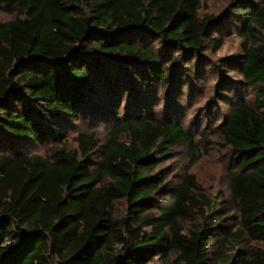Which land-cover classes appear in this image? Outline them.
I'll return each instance as SVG.
<instances>
[{"label":"trees","instance_id":"1","mask_svg":"<svg viewBox=\"0 0 264 264\" xmlns=\"http://www.w3.org/2000/svg\"><path fill=\"white\" fill-rule=\"evenodd\" d=\"M233 4L243 43L232 69L256 94L253 107L222 100L219 135L238 160L228 179L240 228L230 233L217 225L224 194L209 200L194 175L169 205L156 201L162 159L187 146L194 162L199 150L174 116L155 115L151 88L171 82L179 98L204 71L193 60L235 27L201 20L202 0H0L15 16L0 20V264H264V0ZM79 121L106 124V144L86 130L71 150ZM38 145L50 148L30 153Z\"/></svg>","mask_w":264,"mask_h":264},{"label":"rangeland","instance_id":"2","mask_svg":"<svg viewBox=\"0 0 264 264\" xmlns=\"http://www.w3.org/2000/svg\"><path fill=\"white\" fill-rule=\"evenodd\" d=\"M260 0H256L258 3ZM233 0H202V9L199 12L201 20L209 17L227 19L228 25L235 27L229 36H226L224 45L220 50L214 51L211 42L205 45L202 57L193 60V66L204 64V71L197 76L194 81L188 83L182 90V95L177 98L174 90L175 84L168 83L159 87L153 85L151 90L155 88L156 108L155 115L159 118L164 116H174L175 122L180 123L184 129L189 132L195 139V145L199 150L196 160L193 162L189 156L190 149L187 146H178L171 150L169 156L162 159V164L151 174L157 177V184L161 185L155 196L156 201L160 205H169L172 202L173 190L178 187L184 180L186 175H194L197 178L200 192L209 200H214L221 194H224L225 200L220 201V215L217 219V225L227 226L228 232L235 233L239 230L238 223L239 212L237 205L230 197L229 174L235 170L238 160L232 154V151L224 141L220 138L219 127L222 123L223 116L228 114L229 107L222 100L223 98H231L236 101L241 98L244 102L253 107L255 102V91L244 87L242 77L239 70L233 71L237 57L242 54L243 38L238 34L241 26L240 19L233 16L235 11ZM15 16L5 14L0 11V20L9 22ZM258 35L264 38V31L259 29ZM218 37V35H216ZM235 68V67H234ZM194 71H192L193 73ZM225 80L235 81L237 86L234 89L223 90L221 84ZM240 85V90H239ZM226 89V90H225ZM146 93V87L141 91ZM238 95L239 97H236ZM127 99L123 101L122 112ZM106 124L77 122L75 128L68 134L67 146L71 150L76 149L75 137L81 131H94L98 134L100 144L104 145L109 139V131ZM49 146H36L30 153L44 155ZM125 205L119 203L116 206V214L123 215ZM222 210V211H221ZM198 218L189 220L187 227L199 224ZM224 235L219 232L216 239L212 241L215 245L218 238ZM247 242L243 243L240 248H245ZM219 245L212 248L217 250L218 259L220 253ZM176 257L171 256L168 260L156 258L150 264H175ZM218 264H225L220 260Z\"/></svg>","mask_w":264,"mask_h":264}]
</instances>
